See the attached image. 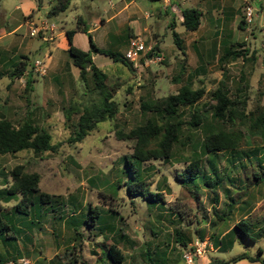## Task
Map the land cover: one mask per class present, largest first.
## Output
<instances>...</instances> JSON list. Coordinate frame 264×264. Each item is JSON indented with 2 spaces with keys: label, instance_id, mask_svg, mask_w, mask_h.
<instances>
[{
  "label": "rangeland",
  "instance_id": "374dc122",
  "mask_svg": "<svg viewBox=\"0 0 264 264\" xmlns=\"http://www.w3.org/2000/svg\"><path fill=\"white\" fill-rule=\"evenodd\" d=\"M38 2L36 18L43 14L48 22H54L57 36L61 30L75 27L80 17V24L89 29L99 47L116 52H124L127 47L122 33L128 19H137L141 34L148 42H156L163 59L137 70L106 54L94 53V62L107 73V83L116 88L114 98L119 110L114 117L98 122L79 141L69 138L71 122L78 114L72 113L71 120H66L65 113L69 103L78 106L97 100L90 74L82 81L69 54L65 50L56 54V48H52L54 56L46 73L38 75L33 71L28 85L25 77L6 85L11 78L9 72L20 60L8 64L12 69L0 77V117L9 118L15 125L32 118L51 133L56 147L43 152L23 149L0 154V188L11 181L9 170L18 163L28 172L39 173V188L30 193L26 213L15 207L21 201L20 194L10 199L6 194L0 195V212L10 224L0 231V264H22V258L28 259L29 264H187L184 249L196 237L201 238L199 234L207 244L204 257L193 264H207L215 258L226 260L223 264H260L247 258H229L242 251L254 254L259 248L264 257L263 237L255 242L236 238L225 250L216 248L214 238L222 236L242 216L255 221V231L264 226V136L250 128L248 117L238 118L234 124L213 121L210 108L204 109L202 103L223 77L232 97L246 99L245 106L239 105L240 110L252 117L249 112L256 109L255 114H264V0H211L209 29L205 16L196 37L192 30L177 24L175 29L184 51L173 41L168 16L155 15L161 6L158 0H133L121 11L118 9L124 3L119 4L118 0H70L57 15L47 14L57 0ZM112 2L116 7L111 6ZM246 2L254 8L249 30L239 24ZM129 11L134 13L131 18L126 14ZM116 13L117 17L107 19ZM4 28L6 23L0 21V31ZM84 35L75 36L77 46L86 42L87 47L88 37ZM64 38L62 33L59 40L64 43ZM32 41L34 46L23 56L26 66L32 64L31 69L36 58L50 61L46 57L47 44L35 50L42 40L34 36ZM205 43L207 49L202 50ZM231 45L247 47V56L228 57L220 62L219 56ZM4 56L10 59L11 53ZM186 82L205 87L206 95L198 104L208 117L200 125L184 123L167 157L137 162L131 155L135 140L123 134L147 118L163 120L160 113L142 109L141 103L175 92ZM189 109L182 106L183 120L190 119ZM217 127L240 128L244 138L239 147L214 155L204 153L205 133ZM196 155L203 157V170L211 176L214 173L208 156L212 157L216 172L222 177L215 191L201 179L193 183L176 176ZM125 156L140 167L150 190L162 192L163 202L152 204L140 194L129 193L125 181L130 173L124 168ZM256 156L262 158V167ZM255 171H259L261 181L253 175ZM41 191L52 195V199L41 201ZM88 205L102 209L94 224L85 220ZM178 231L187 240L186 245L176 240ZM112 242L123 251L122 262H113L104 253L105 246Z\"/></svg>",
  "mask_w": 264,
  "mask_h": 264
},
{
  "label": "trees",
  "instance_id": "16d2710c",
  "mask_svg": "<svg viewBox=\"0 0 264 264\" xmlns=\"http://www.w3.org/2000/svg\"><path fill=\"white\" fill-rule=\"evenodd\" d=\"M70 0H57V2L51 6L48 11V15H57L64 10ZM39 6L37 2L36 9ZM179 11L180 23L187 30H195L200 24L201 11L197 7L180 6L176 4ZM34 9L28 16L36 15L37 11ZM80 17H78L76 26L73 28L65 29V35L68 39L69 45L67 52L71 58L72 64L79 69V78L86 81L88 74L92 79L93 88L98 94L96 101L90 103H79L78 106L68 104L66 107L65 119L71 120L72 113H77V118L72 121L73 129L70 135V141H79L92 129L97 126V123L103 120L110 119L115 116L119 110V102L114 98L116 88L107 83V73L100 68L93 60L92 55L100 52L106 54L112 58L113 61H121L129 68H132V63L129 61L124 53L116 52L109 49L99 47L93 40L88 28L83 24H80ZM83 22V21H82ZM243 25V19L239 22ZM173 41L178 48L182 51V38L179 36L178 31L175 29V22L169 23ZM81 30L87 34L89 48L82 49L79 46L72 43V36L74 32ZM153 43V51L160 52V47ZM241 45V44H239ZM231 45L223 51L219 56V61L223 62L224 59L236 58L242 56L245 58L248 54V48H235ZM163 56V55H162ZM163 59V58H162ZM25 62L19 61L17 65L9 72L11 78L21 74ZM2 71H0L1 73ZM31 82V78H26V84ZM208 94V99L202 103L204 109L210 108V117L217 123L230 122L236 123L238 118H250L251 122L249 126L253 130H258L262 136H264V114L253 113L246 115L243 110L239 109V105L245 106L246 99L232 97L229 92V88L225 83L220 82L214 89H211ZM206 95L205 87H193L190 83L186 82L177 88L175 92L168 93L164 96L157 97L153 100L143 101L141 108L153 111L161 114L163 120L157 121L153 118H147L143 123H140L131 128L123 136L127 138H133L135 144L131 153L132 157L139 163L151 158L167 157L172 149L173 143L178 139L181 127L184 123L192 126L203 124L208 117L207 113H204L199 106V99ZM182 106L190 107V119L183 120L181 117ZM244 138V132L240 128H209L204 136L202 151L207 154L214 155L222 150H235L240 145V140ZM51 133L44 127L37 124L32 118H25L19 124L15 125L7 117H0V154L2 153H16L23 149H32L34 152H43L45 150L54 149L56 146L51 141ZM246 153V152H244ZM258 165L262 167V158L256 156ZM126 166L125 170H128L130 177L126 179L127 189L130 194H140L149 203L159 204L163 202V195L161 191H152L147 186V183L142 175L140 167L135 166L128 156H125ZM203 157L196 155L190 160L187 165L176 176L178 179H190L193 183H198L201 179L202 183L209 186L213 191L214 187L222 180L216 172V167L212 157L208 156V161L211 165L213 176L206 174L202 165ZM11 181L0 188V195L6 194L10 199L13 195L20 194L21 201L15 204L17 210L26 213V207L30 203V193L38 191L39 173L36 171L28 172L24 169L22 163L14 165L9 170ZM253 175L258 181L262 180V177L258 172H254ZM228 190V189H226ZM41 201H49L52 199V195L47 192L41 191L38 193ZM54 197V196H53ZM7 199V200H8ZM214 201H217V196L213 197ZM24 202V203H22ZM215 208V206H214ZM102 209L98 205H88V210L85 216L87 222L94 224L100 216ZM215 213L217 211L215 210ZM219 218H223L219 215ZM264 219V214L262 216ZM8 220H6L0 212V231L9 226ZM255 221L248 219L246 216L240 217L234 222L233 226L228 229L224 234L218 238H214V243L223 250L230 247L236 238L246 237L253 242L258 238H264V226H259L254 230ZM80 234L79 231H76ZM177 239L183 245L187 244V240L184 239L182 234L177 232ZM202 239V234H199ZM74 246V245H72ZM104 253L113 262H122L124 259V253L116 243H109L105 246ZM262 250L258 249L257 253L250 254L246 251L239 252L229 260H237L239 258H247L250 261H259L260 264H264V257L261 256ZM224 259H210L207 264H223Z\"/></svg>",
  "mask_w": 264,
  "mask_h": 264
},
{
  "label": "crops",
  "instance_id": "0c3cea01",
  "mask_svg": "<svg viewBox=\"0 0 264 264\" xmlns=\"http://www.w3.org/2000/svg\"><path fill=\"white\" fill-rule=\"evenodd\" d=\"M132 1L133 0H118L119 4L124 3L123 5H121V7L118 9V11H121V10H124L125 8H127L128 2H132ZM158 1H160L161 6L154 13L157 17H159V16L162 17L163 15H167L168 16L167 25H169L168 23H170L171 21H174L175 22V28H176L177 24L180 23L181 18L179 16L178 11L177 12L172 11V9H171V6H174L178 3L182 7H184V6L190 7L191 6V7H197L198 9H200V11H201L200 24L195 30H192L195 33V37L198 36L197 32H199L202 29V17H204V16L206 17V23L208 24L207 29H209L210 18L208 17V12H209V7L212 4L211 0H158ZM37 2H38V0H12L10 2L4 3V1L0 0V21L6 23V28H4L3 31H0V71H2L0 73V77L2 75H5V74L8 75V72L12 69V68L8 67V64L13 63L12 65H14L18 60H20V61L24 60L23 56H25L26 52L29 51L30 49H32V47L34 46V43L32 41V37H34V36L40 37L42 40V42L39 43L37 47H35V50L39 49L44 44H47V46H45L46 52H47L46 57L48 60H50L49 63H47L44 60L47 67H49L50 63L52 62L53 56H54V55H52V48L58 49L56 51V54H62L61 51H64V50L67 52L66 49L69 45L67 37L63 39L65 41L64 43H62L61 40H59V36L62 33L65 34V30H61V32H59V34H60L59 36H57L58 33L56 34L55 32H53L52 37H49V38L47 37L50 34L49 31H45V32L43 31L41 34H38V35H30L29 34V29L32 26V24L38 23L40 21V18L39 17L36 18V15L28 16L29 13H31L34 9H36ZM7 4L9 5V7L6 6ZM114 5L115 4H113V2H112L111 6H114ZM225 6L230 7L231 5H224V7ZM115 7H116V5H115ZM126 14H129L130 18L132 17V15H134V13L132 11H129ZM117 15H118L117 13L116 14H110L107 19L109 20V19L115 18V17H117ZM40 16H43V14H41ZM136 24L138 25L137 19H134V20L128 19L126 26H125L126 29L124 28V30H123L122 36H126V38L122 42H125L127 44V47H128L129 36L133 33H141L140 28L137 27ZM22 28H23V30H22ZM143 29H146V27H143ZM217 32L218 31H216V33L214 35H216ZM77 34H82V36H85L84 34H86V33L81 31V30H77L76 32H74V34L72 36V43L73 44H75L74 38ZM199 37H200V35H199ZM207 45H208L207 43L203 44L202 50L204 48L207 49ZM79 47L82 49H88L89 48V42H88L87 47H86V42H85V44H82ZM127 47H126V49H127ZM124 52H122V53H124ZM5 53H7V54L11 53V58L9 59L7 56H4ZM161 55H162V53H161ZM92 57H94V54L92 55ZM194 63H195V61H194ZM31 67H32V64H30L29 66L23 67V70L21 72V76H19V77L14 76L15 78L14 77L10 78V81H8L6 83V85L10 84V82L14 83L18 79L20 81L23 79V77L29 78V79L32 78V73L35 70H34V68H32L33 69L32 70ZM196 67H197V65L194 66L193 70L194 69L196 70ZM133 68L134 67L132 66L131 69H133ZM141 68L142 67H138L137 70H139ZM221 76H223V75H221ZM222 78L223 77H220L218 79L219 83L220 82L225 83L224 80H222ZM7 92H8V90H5L4 94L6 95ZM216 248H219V247L216 246ZM253 262H259V261L255 260ZM6 264H7V262H6Z\"/></svg>",
  "mask_w": 264,
  "mask_h": 264
},
{
  "label": "built area",
  "instance_id": "2783aa9c",
  "mask_svg": "<svg viewBox=\"0 0 264 264\" xmlns=\"http://www.w3.org/2000/svg\"><path fill=\"white\" fill-rule=\"evenodd\" d=\"M247 1V0H246ZM172 11H179L176 5L171 6ZM40 21L38 23H33L29 29L30 35H38L40 32L49 31V37H52L53 29L55 26L54 22H48L46 18L42 16L39 17ZM243 25L245 29H251V25L254 19V8L249 3L246 2L244 6V13L242 15ZM264 35V28H263ZM153 49L152 41H147L141 33H133L128 38V47L124 52L125 57L131 61L132 66L138 68L141 65H148L160 61L163 56L160 52ZM46 63L44 60L38 58L33 60L34 70L38 75H43L46 73ZM207 241L196 237L192 242H189V246L184 249L183 258L187 264H193L195 260L204 256L205 247ZM22 264H29V260L22 258Z\"/></svg>",
  "mask_w": 264,
  "mask_h": 264
}]
</instances>
